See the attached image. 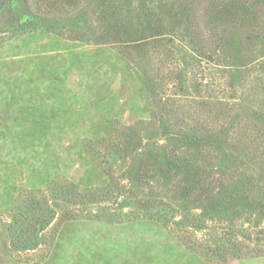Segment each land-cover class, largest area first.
<instances>
[{"label": "rangeland", "instance_id": "374dc122", "mask_svg": "<svg viewBox=\"0 0 264 264\" xmlns=\"http://www.w3.org/2000/svg\"><path fill=\"white\" fill-rule=\"evenodd\" d=\"M164 1L149 3L158 13ZM230 33L232 41L227 47L211 45L205 50L178 40L167 46L169 51L149 46L137 56L138 64H131L108 44L74 41L42 28L25 34L0 33L2 219L8 218L11 204L20 205L35 193L48 196V188L58 180L75 183L80 190L109 186L116 192L127 186L132 194L149 195L153 192L150 188L132 189L128 181L120 179L129 162L118 160L109 145L121 143L128 135L125 141L130 148L138 145L139 153L145 148L165 147L191 158L196 155L194 150L162 138L166 125L173 130L224 129L227 145L221 151H209L210 164L214 171L230 172L245 184L235 185L245 203L239 201L232 209L220 212L207 226L231 224L249 237L238 254L235 252L237 257L228 256L226 264H264V249L254 244V238L264 239V216L253 214L264 204V137L256 138L261 134L258 129L264 133V37L240 24ZM142 69L155 83L160 99L157 106L141 82ZM160 110L171 118L169 122L158 119ZM100 138L105 140L104 147L96 141ZM119 201L73 209L71 214L77 218L61 223V217L57 219L47 230V237L55 233L48 254L35 251L10 256L1 235L0 249L13 264H42L65 222L123 225L148 220L156 213L152 206L142 205L154 199L136 197L122 207ZM158 208L157 213L165 212L162 206ZM164 228L200 264H221L217 250L226 239L216 230L189 234L196 245L191 249L181 234ZM38 256L43 258L37 261ZM208 259L213 262L208 263ZM189 262L186 258L185 264ZM0 264L4 263L0 260Z\"/></svg>", "mask_w": 264, "mask_h": 264}, {"label": "trees", "instance_id": "16d2710c", "mask_svg": "<svg viewBox=\"0 0 264 264\" xmlns=\"http://www.w3.org/2000/svg\"><path fill=\"white\" fill-rule=\"evenodd\" d=\"M151 1L0 0V33L25 34L42 28L74 41L108 44L131 64L135 61L138 64L137 56L145 53L149 46L168 50L167 46L174 40L188 41L205 50L211 45L227 47L232 41L230 32L238 24L250 27L253 32L259 31V36L264 37V0H166L159 6L158 13L150 5ZM140 71L144 89L152 104L157 106L160 99L154 91L155 83L145 69ZM157 113L162 123L171 120L161 110ZM257 132L261 134L256 138L264 137L262 130ZM127 137H122L121 143L119 140L109 145L118 160L129 162L120 179L128 181L132 189L150 188L151 195L132 194L127 186L116 192L109 186L80 190L75 183L58 180L48 188V196L35 193L20 205L11 204L7 208L8 218L3 220L0 214V235L6 252L13 257L23 252L45 251L48 254L55 233L47 237V230L60 217L61 223L77 218L71 214L73 209L83 210L101 202L116 204L118 200L122 207L128 200L140 197L154 199L148 204L142 203L145 208L152 206L156 210L146 219L177 231L189 248L196 246L189 234L216 230L226 239L224 246L217 250L218 262L226 264L228 256L237 257L235 252L238 254L242 242L250 240L245 232L231 224L207 226L220 212L232 209L239 201L245 203L235 186L245 184L230 172L214 171L210 164L208 153L212 149L221 151L227 145V130L212 132L197 127L173 130L166 125L162 138L194 150L196 155L191 158L179 156L174 149L165 147L145 148L139 153L140 147L130 148V143L125 141ZM102 138L96 141L104 147ZM151 184L156 186L151 187ZM159 206L165 211L162 214L157 213L161 210ZM246 207L252 213L260 211L253 213L256 218L264 216V204L254 210L249 205ZM194 211L198 214L192 215ZM261 234L264 237V233ZM254 244L264 249V239L261 242L254 238ZM41 258L43 256L37 261ZM207 262L213 261L208 259Z\"/></svg>", "mask_w": 264, "mask_h": 264}, {"label": "crops", "instance_id": "0c3cea01", "mask_svg": "<svg viewBox=\"0 0 264 264\" xmlns=\"http://www.w3.org/2000/svg\"><path fill=\"white\" fill-rule=\"evenodd\" d=\"M3 253L0 249L1 262L13 264ZM186 258L189 264H200L155 220L123 225L69 221L60 228L42 264H185Z\"/></svg>", "mask_w": 264, "mask_h": 264}]
</instances>
